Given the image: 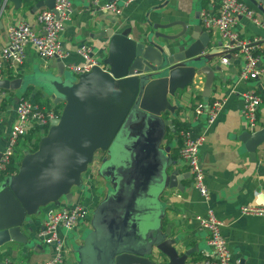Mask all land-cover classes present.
<instances>
[{
    "label": "water",
    "instance_id": "obj_1",
    "mask_svg": "<svg viewBox=\"0 0 264 264\" xmlns=\"http://www.w3.org/2000/svg\"><path fill=\"white\" fill-rule=\"evenodd\" d=\"M28 1L34 3V13L53 9L55 3ZM248 1L264 13V0ZM23 3L0 0V18ZM163 8L155 7L159 11L154 17L149 13L144 22L131 26L116 21L101 27L95 37L108 40L100 61L107 69L95 65L75 77L55 57L54 67L0 80L1 89L35 88L53 105H63L37 148L24 154L17 172L0 189V248L10 242L36 245L24 231L28 219L51 205L73 204L78 190H89L85 178L95 162L97 173L110 185L104 186V197L98 191L80 264H190L195 249H184L181 235L163 227V198L168 190L183 191L186 178L165 146L166 128L172 123L168 117L182 110V95L200 75L208 101L218 69L213 61L220 55L210 52L212 33L201 22L171 21ZM243 139L255 155L264 143V127L245 132Z\"/></svg>",
    "mask_w": 264,
    "mask_h": 264
},
{
    "label": "crops",
    "instance_id": "obj_2",
    "mask_svg": "<svg viewBox=\"0 0 264 264\" xmlns=\"http://www.w3.org/2000/svg\"><path fill=\"white\" fill-rule=\"evenodd\" d=\"M221 1L136 0L124 6L121 16H115L112 13L95 14L88 1L73 0L74 13L61 35L64 50L68 52L67 57L61 58L66 65L65 71L68 73V70H70L73 73L70 67L84 61L78 53L80 46L83 44L93 46L94 58L103 61L108 47V40L95 36L104 25L113 26L116 21H123L125 24L127 23V26H131V23L137 21L144 22L149 13L151 17H154L159 11L155 10V7L162 4L164 5L162 11L166 13L171 21L185 20L193 25L201 22L200 12L202 9H217L221 5ZM245 1L257 10L258 19L263 21L264 13L250 1ZM33 5V2L23 3L21 9L13 10L7 17L2 16L0 18V47L7 44L6 31L8 25L23 20L35 24L37 12L32 11ZM179 29V27H176V30ZM140 30L147 29L145 26H141ZM240 30L248 39L264 36V29L250 20L243 19ZM222 45L223 42L220 37L212 34L210 52L220 56L213 61V65H216L218 69L215 72V83L212 86L208 101L217 98L224 101L223 109L214 124L207 128L205 118H195L192 111L197 102L206 101L203 96L205 88L204 75L196 77L194 85L182 95L180 103L184 108L180 110V113L175 117L172 115L168 117L172 123L166 128L167 142L165 146H170L171 157L179 161L180 166L178 167L181 168L182 174H186V178H182L181 181L183 191L176 188L168 190L167 195L163 198L166 206V219L163 221V227L164 229L172 227L175 236L181 235V238L178 239L185 244L184 249H195L188 263L205 264L204 262L211 255L208 234L199 227L194 216L197 214L205 215L207 210L212 208L224 224L223 233L232 252V263L264 264V217L243 215L240 212V208L244 205L264 206V143L258 146L255 155L247 149L243 137L245 132L249 131V127L244 116L242 99L243 92L251 87L256 88L264 98V73L255 79L241 80L239 71L244 63L243 59L230 58L229 64H222L220 61L223 54ZM54 64L55 58L43 59L33 46H29L25 62L15 69L5 71L4 78L14 79L29 76L38 68L46 69L51 66L54 67ZM261 66L264 67V57ZM54 71L57 72V69L54 68ZM8 92H10V97L0 102V150H4L9 143L10 130L16 120V102L18 99L26 97V93H29L26 98L31 96V99H34L35 94L39 91L35 88L26 89V87H22L19 90H9ZM18 92L22 95H18ZM38 98L46 99L41 93ZM263 127L264 104L259 112V128ZM186 128L192 130L195 136L206 131V140L201 153L206 171V183L210 190L209 203L205 202L199 192L194 189L192 177H190L188 168L179 155L182 145L181 132ZM26 135L21 137L22 141L24 140L26 146L28 145L31 148V143L26 141L28 140ZM22 145L23 143H21L20 148ZM26 146L23 148V156L28 150ZM16 153L17 148L15 155ZM98 157H100L98 158L100 162L103 154L100 153ZM88 176H86L85 182H90L89 190H85L84 194H80L81 191L78 190L75 202L81 200L90 211H93L97 204V198H99V187L97 189L96 185L100 183L102 186L104 179L96 178L91 182ZM61 205L66 206L69 204L64 201ZM50 207H53V205ZM45 219L46 217L40 214L28 219L24 231L30 239L34 240L35 234ZM90 225L89 227H91ZM63 235L66 240L67 235ZM84 244L83 239L79 243L76 241L75 245L68 249V256L63 264H80V257L84 254L79 253V251ZM53 253L54 248L48 244L36 242V245L29 246L10 242L0 248V264H4L7 259L12 260L14 264H42ZM82 264H85V262Z\"/></svg>",
    "mask_w": 264,
    "mask_h": 264
},
{
    "label": "built area",
    "instance_id": "obj_3",
    "mask_svg": "<svg viewBox=\"0 0 264 264\" xmlns=\"http://www.w3.org/2000/svg\"><path fill=\"white\" fill-rule=\"evenodd\" d=\"M85 1L90 3L95 14L112 13L115 16H121L124 6L136 0ZM73 13V0H55L53 9L38 10L35 24L23 20L8 25L7 44L0 47V80L4 79L5 71L15 69L25 62L29 46H33L43 59L67 57L68 52L64 50L61 35ZM200 17L203 27L216 36L218 33V37L223 42V54L220 58L222 64H229L230 58L243 59L244 63L239 71V78L245 81L258 78L260 74L264 73V67L261 66L264 57V36L248 39L240 30L243 19L250 20L264 29V20L258 19L257 10L254 7L245 0H222L217 9H202ZM93 52V46L90 44L80 46L78 53L84 61L70 67L74 74L89 72L95 65L107 69L102 62L94 58ZM8 91L0 88V102L10 97ZM242 99L244 116L248 122L249 130L256 132L260 129L259 112L264 104V98L256 88L251 87L243 92ZM223 106L224 101L218 98L212 101L201 100L194 105L192 111L195 118H205L206 126L209 128L216 121ZM15 114L16 120L10 130L9 143L4 150H0V176L12 163L19 139L32 129H38L41 134H44L52 120L61 115L55 106L48 109L34 99L26 97L20 98L16 102ZM181 134L180 158L188 168L194 189L199 192L205 202L209 203L210 190L206 183V171L201 153L206 140V131L195 136L192 130L186 128ZM88 179H91L90 175ZM47 208L46 219L35 234V239L40 243L51 245L54 248V253L42 264H63L68 256V250L64 244L65 238L62 229L72 230L81 223L88 225L91 220L90 209L81 200L59 208L54 205ZM240 212L243 215L264 217V206L244 205L240 208ZM194 218L198 221L199 227L208 234L211 255L204 263L233 264L232 252L223 233L224 224L219 220L215 211L210 208L205 215L197 214ZM4 264H14V262L7 259Z\"/></svg>",
    "mask_w": 264,
    "mask_h": 264
},
{
    "label": "rangeland",
    "instance_id": "obj_4",
    "mask_svg": "<svg viewBox=\"0 0 264 264\" xmlns=\"http://www.w3.org/2000/svg\"><path fill=\"white\" fill-rule=\"evenodd\" d=\"M219 35H218V33H217V37H218ZM68 73L70 74V75H73V76H75V77H77L78 76V74H74V73H72L70 70H68ZM18 95H22V93H19L18 92ZM26 97H28L27 95H26ZM30 98H31V96H29ZM37 101V100H36ZM38 102L39 103H41L42 105H44L46 108H51V102H49V101H47V99H39L38 100ZM53 106H55L56 108H58L59 109V111H60V114H61V112H62V109H63V105H53ZM182 108H184V106H182ZM45 134V133H44ZM43 133L42 134H38V138H39V140H40V138L44 135ZM22 138H20L19 139V141H18V144L16 145V148H17V153H16V155H15V163H16V167H18L19 168V164H20V161H21V159L23 158V148H24V146H26V143L24 142V140L22 141ZM23 143V145L21 146V148H20V145H21V143ZM32 147V146H31ZM26 148L28 149V150H30V148H29V146L27 145L26 146ZM33 149V148H32ZM28 150H26V151H28ZM21 151H22V153H21ZM18 153H21V154H18ZM100 158V157H99ZM17 159H18V161H17ZM17 161V162H16ZM182 162V161H181ZM92 167V168H91ZM93 167H95V162H94V164L92 165V166H90V169L88 170V174L87 175H90V178L91 179H98V178H102V177H100L99 176V173H97V170H98V168H96V171H95V169L93 168ZM85 180H86V178H85ZM105 182V183H104ZM99 185H100V183H99ZM109 185H110V183H109V180H103V184H102V187L100 188V186H99V192L102 194V196L104 197V195L106 194V192H107V187H109ZM104 186H107L106 187V189H105V191H102L105 187ZM86 198V197H85ZM59 207H62V205L61 206H58L57 208H59ZM47 208V207H46ZM46 208H42L41 209V212H40V215L41 216H47V214H46ZM93 211H94V209H93ZM92 210L90 211V214H91V220H90V222H89V224L88 225H86V224H84V223H81L80 225H79V227L80 226H82L80 229H78L79 227H77V228H75V229H72V230H66V229H62V233L63 234H66L67 236H66V240H65V247H66V249L68 250L69 248H71V246H74L75 245V242L77 241L78 243H79V241L81 242L82 241V239L84 240L85 239V237L87 236V233H89L90 232V229L92 228V226L90 225V223H91V221H92V212H93ZM89 225L91 226V227H89ZM89 227V228H88ZM78 229V230H77ZM34 244H36V242H38L35 238H34ZM38 243H40V242H38Z\"/></svg>",
    "mask_w": 264,
    "mask_h": 264
},
{
    "label": "trees",
    "instance_id": "obj_5",
    "mask_svg": "<svg viewBox=\"0 0 264 264\" xmlns=\"http://www.w3.org/2000/svg\"><path fill=\"white\" fill-rule=\"evenodd\" d=\"M24 3L27 4V3H30V2L28 0H24ZM6 91H8V90H6ZM27 94L29 95V93H26V95ZM39 95H40V93H36L35 96H34L35 97L34 99H35V101L37 100V102L39 100V98H38ZM47 130H48V128L45 129V133L47 132ZM37 134H41V132L38 129H32L26 135V138L28 139L26 141H29L31 143V146H32L30 148L31 151H34L37 148V146H38L39 138L37 137ZM17 170H18V167H16V163L14 162V160H12V163L8 166V169L6 170V172L4 174H2V176H0V189L4 185H6L8 179L10 178V176L13 175L15 172H17Z\"/></svg>",
    "mask_w": 264,
    "mask_h": 264
}]
</instances>
